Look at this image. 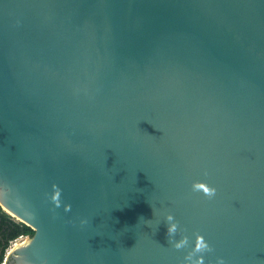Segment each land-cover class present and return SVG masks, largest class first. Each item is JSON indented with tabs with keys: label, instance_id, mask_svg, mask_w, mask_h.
<instances>
[{
	"label": "water",
	"instance_id": "obj_1",
	"mask_svg": "<svg viewBox=\"0 0 264 264\" xmlns=\"http://www.w3.org/2000/svg\"><path fill=\"white\" fill-rule=\"evenodd\" d=\"M0 205L1 264H264V0H0Z\"/></svg>",
	"mask_w": 264,
	"mask_h": 264
},
{
	"label": "clouds",
	"instance_id": "obj_2",
	"mask_svg": "<svg viewBox=\"0 0 264 264\" xmlns=\"http://www.w3.org/2000/svg\"><path fill=\"white\" fill-rule=\"evenodd\" d=\"M52 187L54 191L51 195V200L55 207L59 208L63 204L61 199L63 190L58 184H53ZM192 191L196 193H203V195L210 200L217 194V188L204 180L193 181ZM63 207L65 212H70L72 209L71 203L63 204ZM166 221L168 225L167 235L169 237V242L172 243V246L177 250L186 248L190 249L184 256L183 264H205V254L213 251L212 245L205 238V236L202 233H196L195 244L193 247L191 246L190 237L187 234H182L180 239H176V235L178 231H180L179 222L175 220L172 213L169 212L167 214ZM87 223L88 220L86 218L81 220L82 225ZM215 264H225L224 258L218 257Z\"/></svg>",
	"mask_w": 264,
	"mask_h": 264
},
{
	"label": "trees",
	"instance_id": "obj_3",
	"mask_svg": "<svg viewBox=\"0 0 264 264\" xmlns=\"http://www.w3.org/2000/svg\"><path fill=\"white\" fill-rule=\"evenodd\" d=\"M34 230L18 220L0 205V264L4 261L11 242L20 236H32Z\"/></svg>",
	"mask_w": 264,
	"mask_h": 264
},
{
	"label": "rangeland",
	"instance_id": "obj_4",
	"mask_svg": "<svg viewBox=\"0 0 264 264\" xmlns=\"http://www.w3.org/2000/svg\"><path fill=\"white\" fill-rule=\"evenodd\" d=\"M12 242H13V241H12ZM12 242H11V243H12Z\"/></svg>",
	"mask_w": 264,
	"mask_h": 264
}]
</instances>
